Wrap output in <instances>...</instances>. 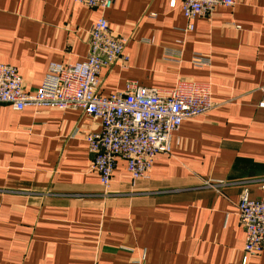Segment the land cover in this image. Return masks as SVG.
<instances>
[{
  "label": "crops",
  "instance_id": "1",
  "mask_svg": "<svg viewBox=\"0 0 264 264\" xmlns=\"http://www.w3.org/2000/svg\"><path fill=\"white\" fill-rule=\"evenodd\" d=\"M0 0V62L26 91L51 62L86 59L100 16L126 39V65L100 72L103 95L127 81L172 89L206 82L215 106L183 121L148 178L118 159L108 188L90 170L80 109L0 103V264H245L241 195H264V0L187 19L181 0ZM247 264H264V249Z\"/></svg>",
  "mask_w": 264,
  "mask_h": 264
},
{
  "label": "built area",
  "instance_id": "2",
  "mask_svg": "<svg viewBox=\"0 0 264 264\" xmlns=\"http://www.w3.org/2000/svg\"><path fill=\"white\" fill-rule=\"evenodd\" d=\"M89 7L109 10L114 0H74ZM239 0H181V8L194 29V19L210 14L219 6H233ZM175 6L176 1L172 0ZM90 48L85 60L74 63L51 62L41 86L26 91L24 79L15 66L0 62V103L16 110L26 106L80 109L100 122L90 132L93 159L90 170L108 188L118 159L126 161L133 179L148 178L156 157L172 150V135L183 121L209 111L211 86L206 82L178 80L174 88L163 90L129 80L121 91L103 95L100 72L115 62L126 65V39L113 33L108 19L100 16L90 31ZM258 107L264 108V87ZM264 188V185H263ZM240 222L245 230L244 263L264 249V195L259 199L243 192L238 203Z\"/></svg>",
  "mask_w": 264,
  "mask_h": 264
}]
</instances>
